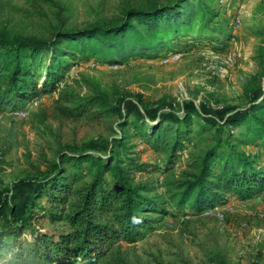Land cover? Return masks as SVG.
Masks as SVG:
<instances>
[{"label": "rangeland", "instance_id": "374dc122", "mask_svg": "<svg viewBox=\"0 0 264 264\" xmlns=\"http://www.w3.org/2000/svg\"><path fill=\"white\" fill-rule=\"evenodd\" d=\"M162 7L171 8L123 26L130 9ZM119 26L114 36L69 39L57 53L24 56L20 97L5 93L16 64L0 50V233L10 228L13 207L21 220L36 212L19 239L1 240L0 264H31L32 229L53 232L60 224L49 216L58 211L51 202L95 174L91 160L74 157L106 155L115 141L153 203L136 242H120L130 264H264V191L248 200L228 192L215 208L199 210L170 202L194 162L216 144L207 120L220 122L224 113L250 112L223 126L210 180L236 154L249 158L248 165L233 162L238 173L264 178V0H0V29L15 37L50 40L60 29ZM72 94L83 101L69 103ZM60 99L61 107L83 104L85 112L63 115ZM192 109L198 114L188 122L173 123ZM58 165L63 174L52 183ZM36 182L44 184L36 188ZM71 199L59 209H68ZM46 264L58 263L50 257Z\"/></svg>", "mask_w": 264, "mask_h": 264}, {"label": "trees", "instance_id": "16d2710c", "mask_svg": "<svg viewBox=\"0 0 264 264\" xmlns=\"http://www.w3.org/2000/svg\"><path fill=\"white\" fill-rule=\"evenodd\" d=\"M181 2L177 1L175 5ZM175 5H173V8ZM168 8L171 7L148 11L130 9L124 15L123 26H126L134 17L153 18L167 12ZM121 28V26L100 27L88 29L84 33L60 29L50 40L36 37H15L7 29H0V50L13 54V60L16 64L9 77L5 93H13L16 97H20L21 92L18 91L20 76L26 74L22 63L24 56L55 53L54 51L57 53V50L66 40L78 39L83 36H114ZM2 68L8 69V65L4 64ZM67 89L69 90L70 87L67 86ZM72 96L74 97L70 98L69 103H73L76 98L83 101L79 95L72 94ZM85 100L88 103H96L89 99ZM61 102L62 99L57 102L58 111L64 109L60 113L70 117H72L74 112H78L85 106L78 104L72 108H63L61 107ZM65 102L68 103L67 101ZM139 102L141 104L142 100H139ZM132 111V114L141 119L140 114L136 110L133 109ZM83 112L85 111H79L80 114ZM248 113L250 112L241 111L230 116L229 113H224L219 115L222 119L220 122L217 119L213 121L207 120L208 124L216 128V144L210 147L202 156H199V162L194 160L195 164L192 169L197 172L192 171L188 178L185 179L186 181L178 187L181 193L170 196V202H175L180 210L187 205L196 210L206 205L215 208V204L222 200L224 194L228 192H234V194L241 196L244 200H248L255 194L264 191L262 174L248 176L245 172L242 173L243 171H239V174L238 170H235L233 162L236 159L244 165L249 164V158L244 154H236L234 157L230 156L229 159H232L223 167L215 182L210 180L212 175L211 161L217 157V152L223 147L221 139L223 126L241 123L243 119L247 118ZM192 114H198L197 110L187 111L183 119L174 118L173 123L180 126L188 122ZM222 121L225 122L224 125L221 123ZM113 144L112 148L105 151L106 155H81V157H74L76 161L86 162L91 160L92 166L95 168V174L90 182L84 183L75 192L71 193L69 190L67 195L59 199L55 197L54 201L51 202L56 204L58 211L55 213L52 209L49 216L53 222L58 223L60 221V224L53 232H41L38 229L34 232V229H32V237L28 241L29 251L27 253V258L31 264H46L50 257H52L53 262L58 264H73L71 260L81 261L82 264H97L98 260H101L100 264H130L128 260L120 255V242L128 244L136 242L137 236L140 235L139 228L144 224H149L148 221H150L145 219L143 214L148 206L153 203L145 195L149 190H147V184L135 182L128 168L124 165V161L117 155L116 148L120 146V143L115 141ZM58 168H60L59 176L57 175L51 181L52 183L58 181L59 177L62 176L61 174H63H60V165H58ZM108 173L111 176V183L106 181ZM43 184L42 182L33 183L36 188ZM55 188L53 191L58 189V187ZM42 192L41 190L39 196H41ZM70 197L72 202L69 208L59 209V203H67ZM35 213L32 208L28 216L23 217L21 220L17 215L16 207L15 209L13 207L9 214L11 218L10 228L0 233V244L3 243L1 240L4 238L19 239L21 237L18 235L19 233H24L25 230L31 228L30 221L35 216ZM106 213L108 216L105 218ZM18 221L22 223L20 227L15 225Z\"/></svg>", "mask_w": 264, "mask_h": 264}]
</instances>
